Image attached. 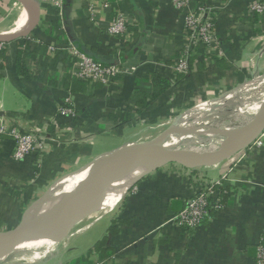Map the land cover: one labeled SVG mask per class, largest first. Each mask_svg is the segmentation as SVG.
<instances>
[{
  "label": "crops",
  "instance_id": "obj_1",
  "mask_svg": "<svg viewBox=\"0 0 264 264\" xmlns=\"http://www.w3.org/2000/svg\"><path fill=\"white\" fill-rule=\"evenodd\" d=\"M254 1L191 0L195 10L206 9L212 17L217 42L209 51L198 43L193 46L185 73L175 71L189 42L183 14L172 0H66V14L56 22L62 42L48 32L55 30L56 18L50 4L37 2L40 20L29 35L35 38L33 46L42 43L45 50L22 59L28 68L23 70L38 79L18 74L15 40L4 43L0 129L32 134L43 143V151L17 160L14 140L0 133V230L16 225L23 209L49 188L48 182L79 171L121 144L154 137V124L149 123L240 85L264 44V25L248 18ZM9 2L17 16L7 32H16L12 30L24 6L0 0V7ZM118 12L130 18L127 37L107 32ZM69 43L103 64L118 66L119 73L106 85L81 83L72 74L76 58L68 53ZM66 99L71 113L66 112ZM135 128L139 131L124 137ZM198 171L208 179L224 177L227 185L217 212L191 230L169 221L175 213L169 206L185 203L195 187L183 167L168 164L136 182L112 209L116 216L105 224L101 238L106 239L107 255L94 257V262L256 264V248L264 244V144L249 145ZM82 255L86 253L77 257Z\"/></svg>",
  "mask_w": 264,
  "mask_h": 264
},
{
  "label": "water",
  "instance_id": "obj_2",
  "mask_svg": "<svg viewBox=\"0 0 264 264\" xmlns=\"http://www.w3.org/2000/svg\"><path fill=\"white\" fill-rule=\"evenodd\" d=\"M17 1L31 15V22L23 30L0 33V43H9L28 36L39 23V4L35 0ZM189 112L179 114L167 128L148 140L127 142L100 156L103 157L102 163L76 183L70 192L63 195L53 193L54 185H58L64 177L54 182L52 188L23 210L16 225L0 230V263L14 248L29 243L39 235L68 234L79 222L102 209L110 189L131 170L140 172L132 178L127 190L148 173L168 164H177L187 169L216 165L264 135V100L249 121L234 127L183 126L191 119ZM205 133L220 137L218 147L211 150H193L178 146L179 140L184 137L203 136ZM174 136L177 140L169 143ZM97 159L79 171L91 168Z\"/></svg>",
  "mask_w": 264,
  "mask_h": 264
},
{
  "label": "built area",
  "instance_id": "obj_3",
  "mask_svg": "<svg viewBox=\"0 0 264 264\" xmlns=\"http://www.w3.org/2000/svg\"><path fill=\"white\" fill-rule=\"evenodd\" d=\"M50 5L61 9L63 0H41ZM176 9L183 14L184 32L188 44L183 51V55L175 65L177 73H185L189 69L188 57L190 52L197 43L201 44L207 51L213 49V45L217 42L212 17L206 9L195 10L192 6L191 0H172ZM104 6H107L104 3ZM248 15L264 14V2L255 0L250 3L247 8ZM130 18L122 12H118L108 23L107 32L117 37L128 36V25ZM34 40V39H32ZM68 53L75 57L74 70L72 74L80 81H86L90 84H109L113 81L119 67L112 64H103L90 55L82 52L74 45L69 43L67 46ZM4 48V43H0V51ZM55 46H50L49 50L53 51ZM67 103L66 112L71 113V105L69 100ZM7 132L12 137L15 143L13 157L15 159H22L28 155H40L43 151V143L32 134L19 131L17 129L2 130ZM264 135L259 136L251 145L260 147L263 145ZM184 168V167H183ZM186 173L192 177L194 183V194L185 201L184 206L176 213H174L169 221L173 222L177 227L184 230H191L197 228L208 216L211 207L220 208V194L223 186L224 177L208 179L200 174L193 175V169L184 168ZM95 264H102L95 262ZM256 264H264V244L259 243L256 248Z\"/></svg>",
  "mask_w": 264,
  "mask_h": 264
},
{
  "label": "rangeland",
  "instance_id": "obj_4",
  "mask_svg": "<svg viewBox=\"0 0 264 264\" xmlns=\"http://www.w3.org/2000/svg\"><path fill=\"white\" fill-rule=\"evenodd\" d=\"M39 1L40 0H36V2ZM16 16H17L16 9L14 8L13 5H11V2L2 5L0 7V32H7L11 28L12 22H14ZM255 54H256V58L251 63V68L249 69L248 77L244 78L241 84L240 85L238 84L239 86L238 85H235L234 87L232 86L227 91L222 92L221 95L217 96L214 99L205 100L195 104V106L189 108L192 110L191 112H189V110L187 109L183 111H178L177 114L171 115L168 118H161L160 120L158 119L154 120V122L149 123V124H154L150 128V131L154 132L153 136L157 135L162 130L167 128L174 121V119L183 112L186 113L189 112L190 116L196 115L202 118L203 120H209L206 123V125L219 126V127L221 126L234 127V126L242 125L247 121H249L255 113L254 111L255 108L253 107L258 106L264 100V79H263L264 78V44L260 48H258ZM247 82L251 85L248 84L247 87L240 88L241 86L244 85V83ZM253 86L254 87L259 86V87L252 88ZM206 103L207 106L210 105V108L208 110L202 111L197 109L199 106L204 105ZM188 121H191V119ZM136 131H139V129L137 128L133 129L131 132L126 133L124 137L131 136ZM174 138L177 137L174 136ZM219 139L220 138L218 136H213V139L210 140V136L208 138L202 135H194L192 139L185 138L184 140L183 138L179 140L178 146L181 148L193 149V150H211L218 147ZM73 173L74 172H70V173L68 172L67 174L60 176L58 179L69 176ZM56 181L48 182L46 184L47 185L46 187L52 188V184ZM60 185L62 184H59V186ZM49 188H47L46 190H48ZM124 193L122 194V196L124 195ZM18 201L21 202V200L19 199ZM115 210L116 209H114L113 211L112 210H109L108 212L106 211L108 213L106 214L107 215L106 217L104 216L103 211L99 210L93 213L92 215L93 217L91 218L87 217L86 219L82 220L73 228L71 232L68 233V235L65 238L54 244L50 251L44 253L43 250H38V256H39L38 261L32 262V264H69L77 256L81 254H85L87 250L97 240L101 239L102 236L105 234L104 226L106 223H110V217L112 218L116 216ZM103 216L104 218L100 220L99 218ZM98 219L100 221H98L90 230L86 231L87 225L89 226L91 221ZM76 239L78 240L76 241V243H74L75 241L73 240ZM31 254L32 252L27 250L12 251L0 264H31V262L29 261L27 263V258ZM23 256H26V259L22 258Z\"/></svg>",
  "mask_w": 264,
  "mask_h": 264
},
{
  "label": "bare ground",
  "instance_id": "obj_5",
  "mask_svg": "<svg viewBox=\"0 0 264 264\" xmlns=\"http://www.w3.org/2000/svg\"><path fill=\"white\" fill-rule=\"evenodd\" d=\"M30 22H31V15L27 12L26 9L21 7V9L18 12V19H17L15 26H14V29L12 31L17 32V31L23 30L24 28L27 27V25ZM257 82H259V81H257ZM248 84L249 83L247 82L243 86H241L240 88H245L248 86ZM249 85H251V84H249ZM257 85H258V83H257ZM255 87L253 86L252 88H255ZM257 87H259V86H257ZM209 108H210V105L207 106V103H206L204 105L199 106L197 109L202 110V111L203 110L206 111ZM253 108H255L254 111L256 112V110L258 109V106L253 107ZM208 121L209 120H203L199 116L194 115V116H191V121L185 122L183 126H192V125L202 126L204 124L206 125V123ZM203 136H206L208 138L210 136V140L213 139V136H211L210 134L205 133ZM193 137L194 136H191V137L187 136V137H184V140H185V138L186 139H192ZM176 140H177L176 138H172L171 141H169V143L175 142ZM220 141L221 140L219 139L218 142L220 143ZM102 160H103V157H100L97 159L95 165L92 166L91 168H89L85 171H77V172H74L73 174H71L69 176L64 177L63 180H61L59 182V184H62V185H60V186H59V184L54 185V188H56L58 186L56 189H53L54 193L57 195H63V194H66L67 192H70L73 189V187L76 185V183L83 180L92 170H94L97 166H99L102 163ZM141 170H145V169H141ZM138 172H140V170L139 171L136 169L131 170L125 178H123L121 181L116 183L110 189L109 195L107 196V198L103 202V207L101 209L102 211L106 212V211L112 210L118 204V201L120 200L122 194L128 189L130 182L132 181V178L136 174H138ZM80 173H82V174H80ZM67 235L68 234H65V233L55 234V235H39L38 237H35L29 243L23 244L21 246L14 248L13 251L27 250V251L32 252V254L27 258V263L29 261L32 264V262L38 261V258H39L38 250H43L44 253L50 251L54 244H56L57 242H59L60 240L65 238ZM22 258L26 259V256H23Z\"/></svg>",
  "mask_w": 264,
  "mask_h": 264
},
{
  "label": "trees",
  "instance_id": "obj_6",
  "mask_svg": "<svg viewBox=\"0 0 264 264\" xmlns=\"http://www.w3.org/2000/svg\"><path fill=\"white\" fill-rule=\"evenodd\" d=\"M68 4L66 3V0H63V4L61 9H58L54 6H48V10L50 11V13H52L53 15L56 16L55 20L53 21V27H54V32L52 29V31H48L50 34H52L54 36L55 39H57L59 42L63 41L62 40V36H63V32L58 28V22L60 19H62L65 14H66V10H67ZM60 13V15H59ZM248 18L253 22V23H261V25H264V14L262 16L253 14V15H248ZM57 22V23H56ZM32 39H35L32 35L26 36V37H21V38H17L15 40V44L17 46V58H16V66H17V71L18 74L21 75L22 77H25L27 79H33V78H37L34 77L32 75H29L26 73V70L28 68H25L23 65V59H22V55H26L29 57H34L36 53H42L45 50V45L40 43L38 44V42L36 43V46H33V41ZM6 45V44H4ZM6 58V54L4 50L0 51V74H3V62L5 61ZM41 66H37V70H40ZM43 69L46 68V64L42 65ZM26 69V70H23ZM21 69V70H20ZM38 79V78H37ZM41 79V78H40ZM81 83H87L86 81H80ZM97 84V83H94ZM263 144H264V140H263ZM198 168H195L192 170V174L196 175L198 173ZM226 185L225 183H223L222 189L221 191L226 190ZM223 193L220 194V199H221V195ZM174 204H176V208H174L173 206H175ZM174 204H171L169 206V210H171L172 212H178L183 206H184V202L180 203L178 201H176ZM219 210V208H214L211 207L209 209V215L210 213H214L217 212ZM214 211V212H213ZM114 230V229H113ZM261 240L264 243V232L261 233ZM109 248H107V244H106V239H101L98 240L97 242H95V244L88 249V251L86 252V255H82L80 257H77L75 259H73L69 264H95L93 258L97 257L98 259H101L103 257H105L107 255V250Z\"/></svg>",
  "mask_w": 264,
  "mask_h": 264
}]
</instances>
